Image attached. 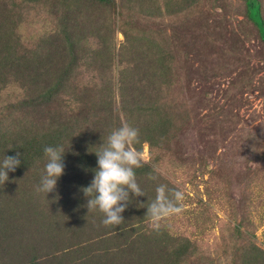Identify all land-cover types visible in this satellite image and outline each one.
<instances>
[{"label":"trees","instance_id":"trees-1","mask_svg":"<svg viewBox=\"0 0 264 264\" xmlns=\"http://www.w3.org/2000/svg\"><path fill=\"white\" fill-rule=\"evenodd\" d=\"M45 1L48 7L44 13L49 20H43L40 26L41 38L31 48L21 45L16 18L20 17L22 3L30 10L40 9ZM240 1V22L260 42L264 61V0ZM193 4L172 9L159 5L157 0H0V15L4 17L0 18V82H6L7 75L16 73L13 71H32L28 80L35 92L28 106L32 119L10 124L0 121V161L4 156L21 154L20 165L8 173L10 177L0 192L5 195L12 188L13 178L12 183L18 186L13 195L21 198L13 201L12 207L18 203L23 206L12 215L0 212V264H188L189 260L195 264L206 260L190 238L170 234L163 227L154 230L146 214L159 185L173 188L157 171L160 154L179 158L172 140L188 120L183 85L177 102L171 103L175 100L170 96L171 35L167 24L157 21L184 13L193 17L203 13L202 9L193 10ZM201 22L184 27L186 42L177 36L176 56L183 62L181 68L187 56L183 47H189L192 58L188 68L202 78L199 43L208 38ZM220 28L213 25L210 29L217 33ZM116 32L122 37L117 52L113 44ZM231 52L237 57V67H243L240 47L229 45L227 53ZM104 57V64L116 58L115 66L121 68L115 76L94 74L100 69L104 74ZM249 71L250 79L257 75L256 69L250 67ZM41 79H45L44 84ZM214 117L210 126L213 121L222 123ZM123 123L139 130V142L134 147L140 152L141 145L146 144L150 157L134 170L145 195L129 194L128 206L121 214L124 222L112 229L102 226L101 213H87L88 198L82 188L94 178L95 152ZM45 147L65 148L64 172L56 183L61 189L57 198L50 196L49 202L54 203L51 210L42 193L35 191L47 162ZM260 157L264 160V153ZM39 201L45 209H37ZM22 220H31L40 228L32 231L33 243L26 248L27 254H23L24 249L19 252L18 262L8 256L9 248L14 246L2 243L6 234L22 229H16ZM252 250V259L264 264V250L255 245Z\"/></svg>","mask_w":264,"mask_h":264},{"label":"rangeland","instance_id":"rangeland-1","mask_svg":"<svg viewBox=\"0 0 264 264\" xmlns=\"http://www.w3.org/2000/svg\"><path fill=\"white\" fill-rule=\"evenodd\" d=\"M192 1L193 10H203L199 16L184 13L157 21L167 24L171 35L173 61L170 96L175 98L171 103L177 102L179 87L183 85L188 118L172 140V143L175 141L179 158L174 159L169 153L160 154L157 171L167 179V184L173 186L169 189L184 193V199L178 205L182 210L163 218L159 222L160 227L196 243L206 260L195 264H260L262 260H253L251 253L253 245L264 250V160L260 157L264 153L262 46L240 22L243 10L240 0H157L159 5L172 9L188 6ZM21 6L20 17L16 18L18 37L21 45L31 48L41 38L43 20H49V15L44 13L48 1L41 3L40 9L33 7L26 10L24 3ZM0 18L4 17L0 15ZM200 19L202 22L199 25H205L204 34L208 38L199 43L201 56L198 60L202 78L188 68L192 58L189 47H183L187 56L181 68L183 62L177 61L176 56L177 36L180 35L182 42H186L184 27H190L195 21L199 23ZM213 25L221 27L217 33L210 29ZM223 36L231 39L223 40ZM121 41V35L116 32L113 38L115 52ZM91 42L97 41L91 39ZM229 45L240 47L243 67H237V57L233 52L227 53ZM104 60L105 57L101 60L104 74L101 69L94 74L99 75L100 72L103 76H115L121 68H116V58L107 60V64L103 63ZM250 67L257 71L252 79ZM178 69H181L180 73ZM13 72L16 73L11 72L7 78L2 76L6 82H0V121L5 124L32 119L28 108L35 96L34 85L28 80L32 71ZM256 78L258 80L255 81ZM40 82L44 84L45 79ZM214 116L222 123L213 121L210 126ZM34 118H37V114ZM140 152L149 159L146 144L141 145ZM12 181L13 178L12 188L6 189L5 195L0 192V212L4 215H12L23 207L19 203L12 207L13 201L21 198L13 195L18 186ZM59 189L60 183L55 191L46 196L42 193L47 209L51 210L54 204L49 202L50 196L51 199L57 198ZM8 192L10 196L7 198ZM36 203L37 209H45L40 201ZM42 222L46 224L47 219ZM21 223L16 229H22L15 230L12 235L6 234L7 238L2 243L4 246L7 243L14 246V249L9 248L8 256L10 259L16 258L18 262L21 260L19 252L22 253L24 249L23 254H27L26 248L33 243L30 237L32 231L34 233L40 228L31 220H22ZM3 261L8 263L5 257ZM188 264L194 263L189 260Z\"/></svg>","mask_w":264,"mask_h":264},{"label":"clouds","instance_id":"clouds-1","mask_svg":"<svg viewBox=\"0 0 264 264\" xmlns=\"http://www.w3.org/2000/svg\"><path fill=\"white\" fill-rule=\"evenodd\" d=\"M139 142V130L123 123L113 130L106 142L95 152L97 168L91 183L82 188L87 197V213L99 212L103 215L102 226L114 229L124 222L121 215L128 206L130 193L133 197L144 196L136 180L135 169L148 162L145 155L139 152L134 145ZM65 148L45 147L44 155L47 162L36 186L37 193L45 196L56 189L57 178L64 172L63 153ZM17 152L15 156H4L0 161V186L9 179L8 173L14 172L21 163ZM155 180V176H149ZM184 193L181 190L168 189L161 184L156 188L155 199L148 204L147 212L151 226L159 230L160 221L172 214L179 213L182 209L179 203L183 201Z\"/></svg>","mask_w":264,"mask_h":264}]
</instances>
